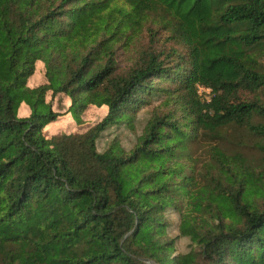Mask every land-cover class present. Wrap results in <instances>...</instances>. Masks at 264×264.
<instances>
[{"label":"trees","instance_id":"obj_1","mask_svg":"<svg viewBox=\"0 0 264 264\" xmlns=\"http://www.w3.org/2000/svg\"><path fill=\"white\" fill-rule=\"evenodd\" d=\"M155 24L186 52L145 50L120 67L119 49ZM261 47L264 0H0V264H264L262 172L214 145L201 184L181 159L188 142L233 127L264 143L252 121L264 119ZM37 62L45 82L31 88ZM48 92L66 95L75 119L89 105L106 114L48 138L61 115ZM160 95L176 107L153 114L130 151H98L103 131ZM179 205L185 253L165 219Z\"/></svg>","mask_w":264,"mask_h":264},{"label":"rangeland","instance_id":"obj_2","mask_svg":"<svg viewBox=\"0 0 264 264\" xmlns=\"http://www.w3.org/2000/svg\"><path fill=\"white\" fill-rule=\"evenodd\" d=\"M172 49L177 53H185L186 48L181 43L171 38L170 32L163 29L161 25L155 24L152 31L148 28L141 30L132 39V43L123 46L118 51V64L124 68L133 63L143 51L159 52L164 54L170 53ZM174 50V51H175ZM253 56L258 67L264 71V47L252 50ZM172 60L176 58L172 55ZM45 69L41 62L35 65L34 74L28 79V86L33 88L45 82ZM256 95H250L254 98ZM258 98L264 103V89L257 93ZM46 101L50 102L52 109L61 115L53 122L49 123L44 130L45 135L49 138L60 134H81L98 123L106 114L103 106L89 105L80 115L79 119H75L69 111L70 99L59 93L55 96L51 92L46 94ZM176 105L172 100L167 99L164 95L153 97L148 104L140 108L130 118L124 119L112 127L101 133L97 140V149L102 152L108 148L111 142H117L124 150L130 151L139 141L143 134L147 122L155 113L164 115L169 111H173ZM30 113L28 106L21 104L18 109L19 117H26ZM254 124L264 123V119L255 115L252 119ZM218 145L225 152L230 154H240L244 157L249 165L256 166V175H264V143L262 136L255 134L244 127L228 128L222 132L220 138H212L210 136H202L198 140L188 142V153L182 156L183 162L191 163L195 166L194 175L196 180L201 184L206 182L205 177L208 175L209 167L215 165L211 154V148ZM190 154L189 157H187ZM191 173L190 170L186 171ZM183 205L177 208H168L165 211V219L168 224L167 234L171 238H175V250L177 253H185L190 249V239L181 236L179 226L181 221ZM149 264V262H148Z\"/></svg>","mask_w":264,"mask_h":264},{"label":"built area","instance_id":"obj_3","mask_svg":"<svg viewBox=\"0 0 264 264\" xmlns=\"http://www.w3.org/2000/svg\"><path fill=\"white\" fill-rule=\"evenodd\" d=\"M198 92L201 94H204L205 98H209L208 94L210 92V88L204 87V86H198Z\"/></svg>","mask_w":264,"mask_h":264},{"label":"water","instance_id":"obj_4","mask_svg":"<svg viewBox=\"0 0 264 264\" xmlns=\"http://www.w3.org/2000/svg\"><path fill=\"white\" fill-rule=\"evenodd\" d=\"M149 264H151V262H149Z\"/></svg>","mask_w":264,"mask_h":264}]
</instances>
